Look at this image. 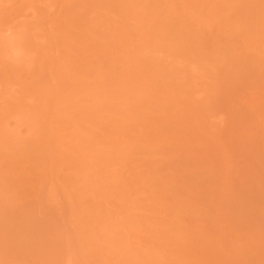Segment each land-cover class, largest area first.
Instances as JSON below:
<instances>
[{
	"label": "rangeland",
	"instance_id": "rangeland-1",
	"mask_svg": "<svg viewBox=\"0 0 264 264\" xmlns=\"http://www.w3.org/2000/svg\"><path fill=\"white\" fill-rule=\"evenodd\" d=\"M80 5L92 28L104 22L109 57L103 213L137 218L130 231L146 264H237L239 249L264 253V0ZM31 192L21 207L31 224L53 228L45 243L57 264H81L63 193L36 208Z\"/></svg>",
	"mask_w": 264,
	"mask_h": 264
},
{
	"label": "bare ground",
	"instance_id": "bare-ground-1",
	"mask_svg": "<svg viewBox=\"0 0 264 264\" xmlns=\"http://www.w3.org/2000/svg\"><path fill=\"white\" fill-rule=\"evenodd\" d=\"M86 1L0 0V241L13 256L0 264L59 260L56 249L45 243L56 235L53 228L31 224L29 210L21 207L32 189L38 190V197L31 198L36 208L63 193L59 199L73 216L67 234L81 264H146L138 254L141 242L132 235L138 224L133 209L128 213L136 221L118 216L125 209L108 214L105 205L104 214L100 208L108 189L109 57L102 42L104 22L92 28V20L78 12ZM88 1L96 8H119L123 2ZM182 38L186 46L189 38ZM116 41L118 48L120 39ZM237 252L243 257L233 258L237 264H264L259 248Z\"/></svg>",
	"mask_w": 264,
	"mask_h": 264
}]
</instances>
